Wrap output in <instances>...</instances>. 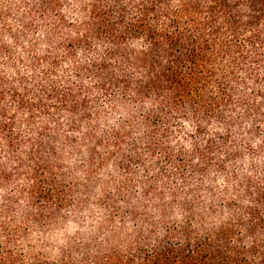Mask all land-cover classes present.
Segmentation results:
<instances>
[{"label":"trees","instance_id":"obj_1","mask_svg":"<svg viewBox=\"0 0 264 264\" xmlns=\"http://www.w3.org/2000/svg\"><path fill=\"white\" fill-rule=\"evenodd\" d=\"M0 264H264V0H0Z\"/></svg>","mask_w":264,"mask_h":264}]
</instances>
